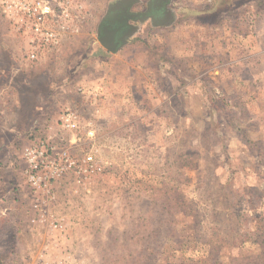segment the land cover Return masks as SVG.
<instances>
[{
	"label": "rangeland",
	"instance_id": "374dc122",
	"mask_svg": "<svg viewBox=\"0 0 264 264\" xmlns=\"http://www.w3.org/2000/svg\"><path fill=\"white\" fill-rule=\"evenodd\" d=\"M45 1L56 15L41 22L60 45L40 44L32 61L39 19L23 0H0V173L10 182L0 255L15 252L8 264H264V0H225L207 17L198 13L221 0H163L172 24L135 23L116 54L97 33L120 0ZM43 147L46 160L66 152L76 165L35 191L24 154Z\"/></svg>",
	"mask_w": 264,
	"mask_h": 264
},
{
	"label": "built area",
	"instance_id": "2783aa9c",
	"mask_svg": "<svg viewBox=\"0 0 264 264\" xmlns=\"http://www.w3.org/2000/svg\"><path fill=\"white\" fill-rule=\"evenodd\" d=\"M28 1L29 0H23V5H25L24 14L29 18L39 19L40 21V23L36 22L32 28L35 37L34 40L32 39L34 51L29 55L30 60L38 61L41 54L40 44L51 46V50L53 51L59 49V35L55 31L45 28L44 24L41 22L44 18L54 17L56 15V10L45 0H31V3H28ZM69 5V1L62 2L60 5L62 12H59L65 21H70L72 19V15L68 10ZM60 28L62 31L68 29L65 24H61ZM74 33H78V30H74ZM63 124L66 129L75 131L78 128V118L73 112H66ZM45 153V148L43 147L40 150L28 148L24 154L28 161V168L26 171L27 178L32 189L35 191H49V183L51 180L57 179L76 165L75 162L68 157L66 152L50 161L46 160ZM85 161L88 167L85 168L83 172L87 175L95 168L94 157L89 156ZM43 169L48 170V174L45 175L42 171ZM56 227L62 228L61 225H55V228Z\"/></svg>",
	"mask_w": 264,
	"mask_h": 264
},
{
	"label": "water",
	"instance_id": "95a60500",
	"mask_svg": "<svg viewBox=\"0 0 264 264\" xmlns=\"http://www.w3.org/2000/svg\"><path fill=\"white\" fill-rule=\"evenodd\" d=\"M139 3L140 0H120L109 6L97 33L98 42L105 50L112 54L118 53L137 31V22L150 19L156 26L167 27L172 24V13L163 0H150L145 13L133 11V7Z\"/></svg>",
	"mask_w": 264,
	"mask_h": 264
},
{
	"label": "trees",
	"instance_id": "16d2710c",
	"mask_svg": "<svg viewBox=\"0 0 264 264\" xmlns=\"http://www.w3.org/2000/svg\"><path fill=\"white\" fill-rule=\"evenodd\" d=\"M226 3H227V1L225 2V0H221L220 1V3L217 5V7L213 10H211V12H206V11H202V12H199L198 13V15H199V17H207V16H205L206 14H213V13H215V11H216V9L218 10V11H220V10H222V9H225L226 10ZM228 11V10H227ZM210 15V16H211ZM10 185V182L7 180V179H5L3 176H2V174L0 173V197H1V195H2V193H4V191L6 190V188L8 187ZM18 203V202H17ZM18 208V207H17ZM7 221V220H6ZM5 221V222H6ZM0 233H1V231H0ZM0 238H1V235H0ZM186 239H188V240H190L191 238L190 237H185ZM7 250H4L3 252H5V256H3L2 254L0 255V264H8V260L7 259H10V263L13 261V259L11 258L12 256L11 255H14V253L13 254H11V252H6ZM9 255V256H8ZM231 260V259H230ZM9 263V264H10Z\"/></svg>",
	"mask_w": 264,
	"mask_h": 264
},
{
	"label": "flooded vegetation",
	"instance_id": "af4514ba",
	"mask_svg": "<svg viewBox=\"0 0 264 264\" xmlns=\"http://www.w3.org/2000/svg\"><path fill=\"white\" fill-rule=\"evenodd\" d=\"M165 5H167V3L166 2H163ZM147 10H143V11H139V12H141V13H145Z\"/></svg>",
	"mask_w": 264,
	"mask_h": 264
}]
</instances>
